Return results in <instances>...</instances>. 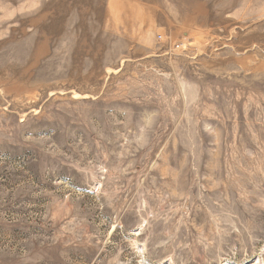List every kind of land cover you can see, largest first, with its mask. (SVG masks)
<instances>
[{"label":"rangeland","instance_id":"rangeland-1","mask_svg":"<svg viewBox=\"0 0 264 264\" xmlns=\"http://www.w3.org/2000/svg\"><path fill=\"white\" fill-rule=\"evenodd\" d=\"M0 264H264V0H0Z\"/></svg>","mask_w":264,"mask_h":264}]
</instances>
